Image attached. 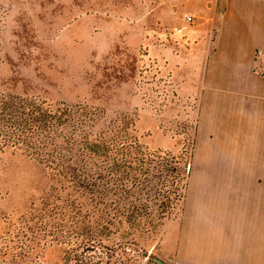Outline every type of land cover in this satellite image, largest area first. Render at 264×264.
Listing matches in <instances>:
<instances>
[{"label": "rangeland", "instance_id": "374dc122", "mask_svg": "<svg viewBox=\"0 0 264 264\" xmlns=\"http://www.w3.org/2000/svg\"><path fill=\"white\" fill-rule=\"evenodd\" d=\"M79 13L69 0H0V94L74 106L87 135L73 134L74 157L58 172L21 143L2 148L0 264H264V225L199 197L204 185L232 192L251 176L237 160L241 143L252 168H264V114L253 111L264 101V34L254 25L264 0H221L186 48L182 27L167 45L109 49L70 27ZM237 23L260 40L237 46ZM163 51L189 62L188 94ZM1 128L0 141L16 131Z\"/></svg>", "mask_w": 264, "mask_h": 264}, {"label": "crops", "instance_id": "0c3cea01", "mask_svg": "<svg viewBox=\"0 0 264 264\" xmlns=\"http://www.w3.org/2000/svg\"><path fill=\"white\" fill-rule=\"evenodd\" d=\"M221 0H69L70 8H79L80 19L70 24V27H78L84 33H97L104 37L107 48L112 49H138L140 46L148 45L150 48L158 46L157 41L149 32L154 28H167L176 30L185 27L184 37H176L177 42L182 48L186 44L190 46L197 45L194 41V33H197L198 20L205 18L210 24L214 22L218 15V8ZM185 16L192 18L191 23L185 20ZM256 32L264 34V21L258 20L254 23ZM80 27V28H79ZM83 27V28H82ZM235 35L238 37L240 47L249 42L252 38L260 40L256 33L250 34L247 26L237 23L235 26ZM264 37V36H263ZM241 43V44H240ZM159 55V54H158ZM162 56L167 59V66L173 72L175 81L178 83L180 92L183 95L189 93L185 80H187L183 71H185L189 62L186 61L182 51L179 54H169L163 51ZM161 56V57H162ZM132 104L140 105L139 99H135ZM264 101L258 102L259 112L264 114L262 107ZM253 111H258L257 109ZM245 122L242 117L240 120L230 121L229 123ZM253 128H263L255 126ZM257 134V133H256ZM245 155L237 160L246 167L250 168L251 176L245 175L242 185L235 191L217 193L212 187L204 185L199 191L200 202L205 208H213L214 203L208 201L209 195L214 194L216 200L221 199L219 205L226 214L234 215L239 222L253 227L264 225V168H252V147L244 146ZM252 145V144H251ZM261 178V179H259ZM213 190V191H211ZM214 193H211V192ZM205 213V212H204ZM191 222H187L190 230L188 237H193ZM193 238H191L192 240ZM186 242L188 251H192L197 245V241Z\"/></svg>", "mask_w": 264, "mask_h": 264}, {"label": "trees", "instance_id": "16d2710c", "mask_svg": "<svg viewBox=\"0 0 264 264\" xmlns=\"http://www.w3.org/2000/svg\"><path fill=\"white\" fill-rule=\"evenodd\" d=\"M74 106L51 105L43 100L16 96L10 93L0 94V132L1 127H14L12 137L0 141V151L10 141L12 145L21 143L27 155L41 163L59 171L66 166V162L74 157L73 147L77 143L76 137L86 138L83 128L85 119L75 115ZM86 113L78 114L80 117ZM72 128L71 135H64L62 131ZM13 140H10V139ZM70 156H67V155ZM78 160V159H77ZM80 166L82 161H78ZM87 246V245H85ZM88 247V246H87Z\"/></svg>", "mask_w": 264, "mask_h": 264}, {"label": "built area", "instance_id": "2783aa9c", "mask_svg": "<svg viewBox=\"0 0 264 264\" xmlns=\"http://www.w3.org/2000/svg\"><path fill=\"white\" fill-rule=\"evenodd\" d=\"M185 20L187 22H190L192 18L190 16H185ZM150 35L153 36L159 44L161 45H167L168 39L175 34L174 31L168 30L166 28H154L150 30Z\"/></svg>", "mask_w": 264, "mask_h": 264}]
</instances>
